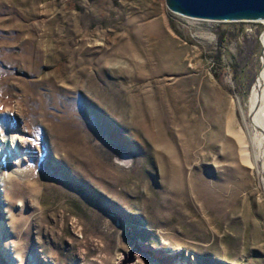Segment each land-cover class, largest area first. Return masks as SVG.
Masks as SVG:
<instances>
[{"label":"rangeland","instance_id":"rangeland-1","mask_svg":"<svg viewBox=\"0 0 264 264\" xmlns=\"http://www.w3.org/2000/svg\"><path fill=\"white\" fill-rule=\"evenodd\" d=\"M262 34L166 0H0V264H264L263 165L232 133Z\"/></svg>","mask_w":264,"mask_h":264},{"label":"water","instance_id":"water-1","mask_svg":"<svg viewBox=\"0 0 264 264\" xmlns=\"http://www.w3.org/2000/svg\"><path fill=\"white\" fill-rule=\"evenodd\" d=\"M166 6L196 20L264 23V0H166Z\"/></svg>","mask_w":264,"mask_h":264},{"label":"bare ground","instance_id":"bare-ground-1","mask_svg":"<svg viewBox=\"0 0 264 264\" xmlns=\"http://www.w3.org/2000/svg\"><path fill=\"white\" fill-rule=\"evenodd\" d=\"M262 43L264 46V34H262ZM260 62H262V68L258 73L254 86H252L253 89L249 99L251 104L250 124L246 123V119H244L248 130L244 132L241 129L236 132L232 131V133L240 145L244 162L254 165L258 164V161H262L261 165H263L264 170V50ZM251 145L254 148L253 153L249 152Z\"/></svg>","mask_w":264,"mask_h":264}]
</instances>
